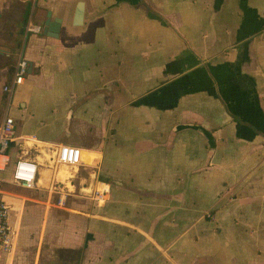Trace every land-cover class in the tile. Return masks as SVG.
Masks as SVG:
<instances>
[{"label":"crops","instance_id":"0c3cea01","mask_svg":"<svg viewBox=\"0 0 264 264\" xmlns=\"http://www.w3.org/2000/svg\"><path fill=\"white\" fill-rule=\"evenodd\" d=\"M0 49V122L28 62L9 98L0 264H25L40 191L79 197L76 264H264V0H0ZM60 144L82 163L58 169ZM17 158L38 164L33 188L12 183Z\"/></svg>","mask_w":264,"mask_h":264},{"label":"rangeland","instance_id":"374dc122","mask_svg":"<svg viewBox=\"0 0 264 264\" xmlns=\"http://www.w3.org/2000/svg\"><path fill=\"white\" fill-rule=\"evenodd\" d=\"M54 164L58 169L62 166L57 162ZM67 168L70 172L74 170ZM103 188H99V192ZM47 196L48 193L40 191V199L47 203L41 202L37 213L26 223L27 238L34 243L30 244V248L26 245L27 239L25 240V248H29V254H32L30 257L25 253V264H76L81 248L75 250L72 246L78 245L80 233L74 229V212L67 208H74V200L79 197L65 196V202L61 206L58 203L59 193L52 191L48 199Z\"/></svg>","mask_w":264,"mask_h":264},{"label":"built area","instance_id":"2783aa9c","mask_svg":"<svg viewBox=\"0 0 264 264\" xmlns=\"http://www.w3.org/2000/svg\"><path fill=\"white\" fill-rule=\"evenodd\" d=\"M27 29L38 31L39 27L27 24ZM28 62L20 53L14 66L13 76L8 84L3 85V91L8 94V101L6 104L3 119L0 122V171H4L10 163L9 145L15 138L14 119L8 112L9 98L11 97L14 88L22 83L25 74L27 73ZM55 162L68 165L78 166L82 163L81 148L69 144H60L56 148ZM38 172V164L28 158H17L12 165L11 180L25 188H33L36 183ZM0 178V183H1ZM96 188L94 197L96 200L104 199L106 189L100 190ZM65 196L59 197V205H63ZM15 230L9 221V205L2 197L0 190V254L8 253L12 250L14 245Z\"/></svg>","mask_w":264,"mask_h":264},{"label":"water","instance_id":"95a60500","mask_svg":"<svg viewBox=\"0 0 264 264\" xmlns=\"http://www.w3.org/2000/svg\"><path fill=\"white\" fill-rule=\"evenodd\" d=\"M82 18H83V3L79 2L75 16H74V24L75 25L81 24ZM60 25H61V18L59 17L51 18V12L47 11L46 19L42 26L41 32L42 34L50 36V37H58ZM5 52H6L5 50L0 49V54H3Z\"/></svg>","mask_w":264,"mask_h":264},{"label":"trees","instance_id":"16d2710c","mask_svg":"<svg viewBox=\"0 0 264 264\" xmlns=\"http://www.w3.org/2000/svg\"><path fill=\"white\" fill-rule=\"evenodd\" d=\"M27 17H28V12L26 11V12H25V15H24V20H25V21L27 20Z\"/></svg>","mask_w":264,"mask_h":264}]
</instances>
